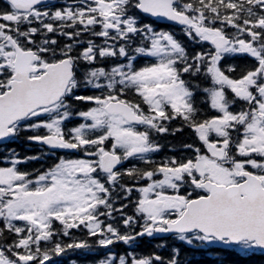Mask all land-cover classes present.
Returning a JSON list of instances; mask_svg holds the SVG:
<instances>
[{
    "label": "snow or ice",
    "instance_id": "snow-or-ice-1",
    "mask_svg": "<svg viewBox=\"0 0 264 264\" xmlns=\"http://www.w3.org/2000/svg\"><path fill=\"white\" fill-rule=\"evenodd\" d=\"M5 3L0 144L30 133L42 150L81 155L31 172L20 165L40 156L6 149L0 264H54L69 250L95 249L97 264H185V251L213 245L264 253V0ZM185 129L190 155L157 160L154 137ZM157 236L163 252L137 254Z\"/></svg>",
    "mask_w": 264,
    "mask_h": 264
},
{
    "label": "trees",
    "instance_id": "trees-1",
    "mask_svg": "<svg viewBox=\"0 0 264 264\" xmlns=\"http://www.w3.org/2000/svg\"><path fill=\"white\" fill-rule=\"evenodd\" d=\"M55 4H73L77 3V0H52ZM7 4L5 0H0V10L7 9ZM146 22H151L152 19L149 17H144ZM158 31H167L173 32L178 38L183 37V33L181 32V26L177 25H162L157 22L153 25ZM88 34H85L81 37L82 40H87ZM59 40L64 41V37H58ZM92 39H97L99 42V38L92 37ZM236 63L243 64L244 60L237 59ZM209 114H212L209 112ZM173 126H178V121L173 122ZM30 133H26L24 135H29ZM22 135L19 138H16L12 142L0 146V166H11L10 159L13 158L11 151H6V149L14 150L19 154V157L23 158L26 156H34L38 155L41 157L39 160L29 161L27 164L20 165V168L25 171L35 172L37 170H44L51 166L54 161H56L58 156H66L69 158H76L80 156V153H71V152H63L56 151L50 152L46 147L36 143H31L27 141ZM160 145H162V149L159 153L155 154V158L157 160H161L168 156H177V157H186L189 156L185 150L181 149V145L183 143L192 142L193 136L191 132L187 129L183 133H177L175 136L169 134L156 135L154 137ZM138 195V194H136ZM126 211L131 212V206ZM56 227H59L57 224ZM15 239L14 236L9 235L8 239L3 241L2 243H9L11 240ZM57 239L62 240L67 243L70 242L67 237H57ZM73 239H94L88 238L85 231H76L73 230ZM163 238L157 236L153 238H142L137 245L133 247L136 248V252L138 255H148L150 253H160L164 250L160 248L158 245L162 243ZM168 243H172L171 240L167 241ZM129 246L126 245H117L112 250L119 252L121 254L124 253L125 249ZM215 249V251H207L206 249H192L185 251L183 253V259L185 264H264V253L259 250H255L253 253H249L245 255L242 252H239L235 248H226L223 245H213L210 246ZM107 251V250H101ZM97 251L95 249L89 250H69L65 254L54 257V264H97Z\"/></svg>",
    "mask_w": 264,
    "mask_h": 264
},
{
    "label": "water",
    "instance_id": "water-1",
    "mask_svg": "<svg viewBox=\"0 0 264 264\" xmlns=\"http://www.w3.org/2000/svg\"><path fill=\"white\" fill-rule=\"evenodd\" d=\"M149 18H151V19H153V20L155 19V18H152V17H149ZM156 22H158V23H160V24H164V25H177V24H174V23L169 22V21L164 20V19L156 20ZM6 143H9V142H4L3 144H0V145H4V144H6Z\"/></svg>",
    "mask_w": 264,
    "mask_h": 264
}]
</instances>
